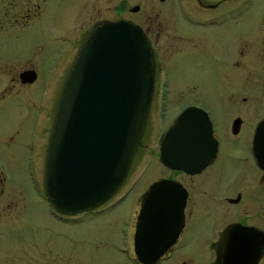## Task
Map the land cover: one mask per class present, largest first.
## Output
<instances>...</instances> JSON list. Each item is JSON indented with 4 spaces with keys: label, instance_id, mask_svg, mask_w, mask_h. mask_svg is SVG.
<instances>
[{
    "label": "rangeland",
    "instance_id": "rangeland-1",
    "mask_svg": "<svg viewBox=\"0 0 264 264\" xmlns=\"http://www.w3.org/2000/svg\"><path fill=\"white\" fill-rule=\"evenodd\" d=\"M135 4L140 5L136 16L155 11L162 20L168 19V13L176 20L183 18V7L170 0L164 3L158 0H46L41 14L25 27L0 35V61L16 69L32 66L36 72V80L28 87L31 117L42 110L44 99L63 83L86 30L100 20L121 18L125 8ZM253 5L255 8H250L248 13L255 16L263 12L262 2L254 0ZM193 28L200 29L196 25ZM222 28L221 44L213 49L221 56L230 50L227 42L230 25L223 24ZM180 47L182 51L181 43ZM186 51L170 57L169 51L162 55L164 63L157 77V89L163 81L168 84L162 85L166 92L160 91L154 98L142 146L126 178L114 196L97 209L73 215L70 220L57 217L43 196L38 173L33 180L25 169L20 167L17 171L15 167L11 179L12 218L0 217V264H142L134 256L133 232L143 193L165 174L184 181L182 173L168 171L159 161L157 139L191 99L213 104L222 119L221 104L225 102L218 100L237 85L230 68L222 64V73L215 71L216 65L208 51L197 46ZM248 84L245 82L238 93L247 94ZM13 115L17 117V109ZM229 115L226 113L223 118ZM261 115L256 114V118ZM31 117L25 129L31 127ZM245 136L242 133L232 140L245 141ZM212 203L206 216L201 214V204L196 205L169 257L156 264H209L213 259L211 244L222 225L232 218L221 205L218 207L219 202ZM7 220L10 221L7 223ZM43 251L41 261L30 256Z\"/></svg>",
    "mask_w": 264,
    "mask_h": 264
},
{
    "label": "water",
    "instance_id": "water-1",
    "mask_svg": "<svg viewBox=\"0 0 264 264\" xmlns=\"http://www.w3.org/2000/svg\"><path fill=\"white\" fill-rule=\"evenodd\" d=\"M21 77L32 82L36 74L28 70ZM153 88V52L142 28L125 19L96 24L65 75L46 147L43 189L56 212L73 216L91 211L117 192L144 133ZM211 126L203 109L182 110L159 137L161 163L200 171L215 155ZM263 141L264 118L254 136V142ZM186 196L181 183L165 178L143 193L133 234L140 263H157L175 243ZM233 231L228 226L220 233L212 264H255L245 258L248 250L234 248Z\"/></svg>",
    "mask_w": 264,
    "mask_h": 264
},
{
    "label": "flooded vegetation",
    "instance_id": "flooded-vegetation-1",
    "mask_svg": "<svg viewBox=\"0 0 264 264\" xmlns=\"http://www.w3.org/2000/svg\"><path fill=\"white\" fill-rule=\"evenodd\" d=\"M158 1L164 3L169 0ZM170 1H175L183 7L182 19L176 20L173 16L171 18L168 13V19L162 20L155 11L144 14L143 17L136 16L139 8L133 11L134 5L126 7L123 11L124 15L121 16V19L139 25L151 45L154 88L149 111L157 93L166 92V87L162 85H168L161 81L157 89V77L161 75L162 61L164 63L162 55H165L166 51H169L170 57L179 52H188L186 49L190 50L194 46L200 50H206L216 65L215 71L220 70L222 73V64L225 68H230L237 85L230 93L218 100V102H225V105L221 104L223 117L226 113H230L226 118L218 117L219 114L213 104L204 103L198 99H191L181 109L182 111L189 106H194L207 112L212 122V136L216 140V150L212 160L198 172L171 169L161 163L170 172L182 173L184 181L169 174L156 180L165 178L181 183L187 196L183 226L175 243L158 262L169 257L172 247L181 239L187 219L192 215L196 205L201 204V214L206 216L214 205L212 201H215L216 204L219 202L218 207L221 205L223 211L232 218L217 232V237L211 244L213 259L209 264H212L215 258L214 245L220 233L228 226L234 228V248L239 251L248 250L245 258L255 261V264H264V141L254 142L257 124L264 118V9L262 13L255 16L248 13L250 8H255L254 0ZM258 1L264 6V0ZM45 2L46 0H0V35L25 27L29 21L41 14ZM136 4L135 6L140 7ZM100 21L87 29L84 36L86 37ZM15 24L18 29L15 28ZM223 24L230 25L229 41H227L230 43V50L226 55L221 56L217 50L213 49L218 43L221 44L219 38L223 32ZM195 25L200 28L199 31L193 28ZM163 38L166 40H161ZM28 70H34V68L23 65L16 69L10 63L0 61V217L5 215L6 219L12 218L11 179L15 167L17 171L20 167L25 169L33 180L38 173L43 196L47 199L43 189L45 153L62 84L44 99L45 104L42 110L31 117L28 111L31 104L28 87L36 80V77L32 82H24L21 74ZM245 82L249 83L248 93H238L239 90L242 91ZM15 109L18 113L16 118L13 115ZM256 114L262 115L256 118ZM30 117L31 127L25 129V123ZM242 133H246L245 141L232 140ZM141 146L142 140L137 146L134 157ZM144 146L147 145L144 144ZM157 146L159 158V139H157ZM224 178L228 180L223 181ZM51 209L57 217L65 220L72 218L71 216L63 217L52 206ZM9 221L7 220V223ZM241 255L244 256V254ZM30 256L34 257V260L37 257L38 261H41L44 251ZM135 259L138 261L136 256Z\"/></svg>",
    "mask_w": 264,
    "mask_h": 264
},
{
    "label": "bare ground",
    "instance_id": "bare-ground-1",
    "mask_svg": "<svg viewBox=\"0 0 264 264\" xmlns=\"http://www.w3.org/2000/svg\"><path fill=\"white\" fill-rule=\"evenodd\" d=\"M133 161V160H132ZM44 176V175H43Z\"/></svg>",
    "mask_w": 264,
    "mask_h": 264
}]
</instances>
